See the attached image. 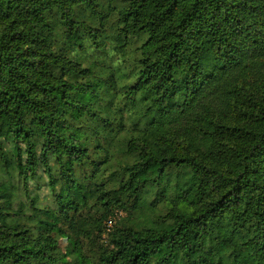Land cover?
<instances>
[{"label": "trees", "instance_id": "16d2710c", "mask_svg": "<svg viewBox=\"0 0 264 264\" xmlns=\"http://www.w3.org/2000/svg\"><path fill=\"white\" fill-rule=\"evenodd\" d=\"M119 2L121 31L139 40L128 95L158 118L123 143L135 158L125 178L93 187L76 172L91 152L71 119L98 117L87 102L95 88L67 77L90 69L55 47L60 29L71 47L81 32L95 36L76 11L103 21ZM0 159L22 177L25 198L23 222L0 206V264L60 262L51 252L63 235L77 264H264V0H0ZM177 167L190 185L170 222L106 228L113 209L130 214L127 199ZM40 168L49 205L26 184ZM80 208L98 213L88 226L70 214Z\"/></svg>", "mask_w": 264, "mask_h": 264}, {"label": "rangeland", "instance_id": "374dc122", "mask_svg": "<svg viewBox=\"0 0 264 264\" xmlns=\"http://www.w3.org/2000/svg\"><path fill=\"white\" fill-rule=\"evenodd\" d=\"M101 1L106 8L108 0ZM112 4L114 6L109 7L111 10L109 16L103 21L87 10L76 11V16L86 21L95 30V36L81 32L82 45L71 47L60 29L59 41L55 47L57 55H62L90 69V73L84 77L67 76L73 84L93 81L94 98L87 102L93 105V112L98 116L93 118L82 115L71 119L85 134L91 152V158L77 168L76 172L82 177L89 176L90 179L87 182L92 185L96 183L95 185L101 184L107 187H113L123 180L126 175L121 169L122 166L135 160L132 155L125 153L122 148L123 143L158 118V113L151 112L148 107L149 101H145L142 95H139L137 99L128 95V89L140 69L137 52L139 40L135 36H126L121 31L116 10L122 6V3ZM106 10L103 9V11ZM98 81L100 85L96 84ZM53 163L56 165L55 162ZM190 176L191 173L186 169L172 168L166 180L159 184L145 185L138 195L127 199L126 204L130 214L119 208L113 209L104 222L106 228L119 226L127 218L142 227L170 222V207L173 204L179 205V197L190 185H187ZM2 183L7 184L6 188L9 189L10 197L5 199L4 193L1 192L5 188L0 187L1 209L9 212L8 220L23 222V217L17 213L21 204L25 203L22 177L14 168L6 169L0 159V184ZM26 184L31 195L38 196L41 206L47 202L48 205L51 204L43 168L39 169L36 177L28 178ZM92 201L93 199L89 201L90 204ZM70 214L76 221H85L83 225L88 226L98 213L94 209L80 208L77 212H70ZM83 241L87 248L89 241L86 237ZM71 246L67 235L58 238V246L51 252L52 256L60 260L55 264H77L78 256L72 253ZM26 264L47 263L40 259H30Z\"/></svg>", "mask_w": 264, "mask_h": 264}]
</instances>
